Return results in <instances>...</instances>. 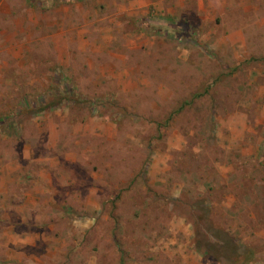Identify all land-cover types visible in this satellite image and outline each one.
Segmentation results:
<instances>
[{
	"label": "rangeland",
	"instance_id": "rangeland-1",
	"mask_svg": "<svg viewBox=\"0 0 264 264\" xmlns=\"http://www.w3.org/2000/svg\"><path fill=\"white\" fill-rule=\"evenodd\" d=\"M0 264H264V0H9Z\"/></svg>",
	"mask_w": 264,
	"mask_h": 264
},
{
	"label": "crops",
	"instance_id": "crops-1",
	"mask_svg": "<svg viewBox=\"0 0 264 264\" xmlns=\"http://www.w3.org/2000/svg\"><path fill=\"white\" fill-rule=\"evenodd\" d=\"M9 0H0V10L2 9H9L11 8L10 4L8 3Z\"/></svg>",
	"mask_w": 264,
	"mask_h": 264
}]
</instances>
